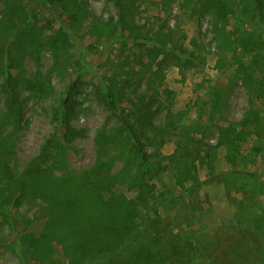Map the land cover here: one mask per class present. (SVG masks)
<instances>
[{
	"label": "rangeland",
	"instance_id": "obj_1",
	"mask_svg": "<svg viewBox=\"0 0 264 264\" xmlns=\"http://www.w3.org/2000/svg\"><path fill=\"white\" fill-rule=\"evenodd\" d=\"M73 3L0 0V34L14 30L23 56L14 73L21 72L24 82L41 78L45 86L38 92L43 83H25L22 125L5 126L18 168L25 169L47 140L55 148L60 144L57 155L64 163L57 176L107 167L103 175L113 176L107 187L118 207L126 199L123 209H134L136 225L155 221L179 236L180 229L190 232L195 241L178 237L180 255L172 250L178 257L167 264H264L260 25L254 20L244 25L245 37L260 41L258 51L239 45L234 54L231 50L239 43L233 14L243 16L248 0H127L123 12L114 0H77L74 16ZM77 79L71 123L81 134L66 143L57 111ZM2 83L0 76V118ZM106 85L118 92L120 109L135 126L140 121L132 112L142 100L156 113L146 145L159 169L143 188L126 183L136 160L128 153L121 115L105 102ZM228 128L233 134L227 135ZM142 189L144 195L175 198L144 204ZM50 212L34 196L13 204L10 215L0 208V264H132L125 256L129 249L94 259L81 255L78 239H34L46 230ZM142 241L149 239H135L131 247L138 251Z\"/></svg>",
	"mask_w": 264,
	"mask_h": 264
},
{
	"label": "trees",
	"instance_id": "obj_2",
	"mask_svg": "<svg viewBox=\"0 0 264 264\" xmlns=\"http://www.w3.org/2000/svg\"><path fill=\"white\" fill-rule=\"evenodd\" d=\"M43 1L59 6L64 0ZM68 1L72 2L73 0ZM78 1L80 2V0ZM114 2L121 11L127 4V0H114ZM62 5L66 8L65 4ZM73 5L72 14L74 16L79 7L77 0ZM248 5L249 9L245 11L243 16L238 13L233 14L237 23L234 36L239 43L231 48L232 54L239 46L244 47L247 51H258L261 46L260 41H250L245 37L244 25L247 21L254 20L260 25L262 34L264 33V0H248ZM249 10L252 11L251 14ZM74 21L75 19L72 17L69 24L70 22L73 24ZM0 35L4 37L0 36L2 41L0 44V76L3 77L2 90L5 96V110L0 118V208L2 211L10 215L13 204H19L29 196L40 197L47 202L51 212L46 230L34 234V239H78L81 255L93 256L94 259L124 251L135 242V239H149V241L141 242L135 257L130 259L132 264H167L170 256H173L174 259L177 258L180 252V247L176 244L178 237H182L187 242H192L194 239L190 232L187 229H180L179 236L173 230L159 227L155 221L146 222L145 225L143 223L136 225L132 214L134 209H123L126 199L122 203L123 208L118 207V198L107 187V184L113 179L111 171L103 175L107 167L97 165L89 172L64 170L62 175L57 176L56 170L64 163L62 157L57 155L60 151L58 148L60 144L55 148L53 143L47 140L41 152L32 159L25 169L18 168L19 165L15 163L14 159V141L5 132V126L11 124L20 127L22 125L26 103L22 96V86L25 83L31 84L32 81L25 78L26 81L24 82L21 72L14 73L15 68L20 66L23 57L21 52H18L21 48L14 30ZM43 82L41 78H37V81L32 83L42 84ZM79 86V79L70 85L67 97L57 111L58 124L65 128L63 138L66 143H70L75 136L81 134V131L71 123L74 113V97ZM44 88L43 83L38 92H43ZM104 96L110 110L121 115L122 129H126L129 134L128 153L136 160L137 169L131 175L132 180L126 183L130 187L133 184L141 188L148 186L147 177H151L159 169L158 161L153 159L146 145L150 138L149 131L154 123L153 119L156 113L151 107L148 108L147 105H143L144 100H142L132 112V116L140 121L138 126H135L132 120L124 115L123 110L120 109L121 98L118 92L106 85ZM233 129H226L227 135L233 134L235 130ZM106 142L107 140L103 148L107 146ZM259 150V146H254V153H258ZM93 172L101 173V175H95L97 178H94ZM142 191L144 204L157 205L161 202L166 204L175 198V196H168L166 193H163L162 196H153L151 191L150 194L144 195L145 189ZM119 197L122 200L124 195H119ZM142 226L148 227L149 232L144 231ZM143 235L145 238H142ZM30 238L33 239L32 235ZM172 250L178 254L172 255L170 253ZM192 260L190 259V262Z\"/></svg>",
	"mask_w": 264,
	"mask_h": 264
},
{
	"label": "crops",
	"instance_id": "obj_3",
	"mask_svg": "<svg viewBox=\"0 0 264 264\" xmlns=\"http://www.w3.org/2000/svg\"><path fill=\"white\" fill-rule=\"evenodd\" d=\"M129 249V252L126 254V252H125V256H126V258L128 259V258H133L134 256H135V254H136V252H137V249H135V248H133V247H129V248H127V250ZM124 251H126V250H124ZM127 255H128V257H127ZM170 257H172V256H170ZM170 257H169V259H170Z\"/></svg>",
	"mask_w": 264,
	"mask_h": 264
}]
</instances>
